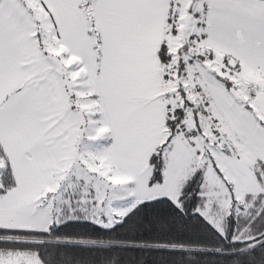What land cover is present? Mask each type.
<instances>
[{"label":"snow or ice","instance_id":"snow-or-ice-1","mask_svg":"<svg viewBox=\"0 0 264 264\" xmlns=\"http://www.w3.org/2000/svg\"><path fill=\"white\" fill-rule=\"evenodd\" d=\"M0 264H264V0H0Z\"/></svg>","mask_w":264,"mask_h":264}]
</instances>
